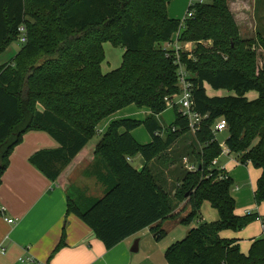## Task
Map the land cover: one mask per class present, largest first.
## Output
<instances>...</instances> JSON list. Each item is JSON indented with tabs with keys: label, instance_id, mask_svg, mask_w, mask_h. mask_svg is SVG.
I'll use <instances>...</instances> for the list:
<instances>
[{
	"label": "trees",
	"instance_id": "obj_1",
	"mask_svg": "<svg viewBox=\"0 0 264 264\" xmlns=\"http://www.w3.org/2000/svg\"><path fill=\"white\" fill-rule=\"evenodd\" d=\"M170 0H0V51L17 40V27L26 29V42L8 63H0V184L14 147L29 130L48 133L58 147L34 152L28 161L55 181L62 169L93 138L98 123L128 106L147 108L144 119L122 118L110 123L95 145L94 171L104 187L100 197L67 193V212L74 213L109 249L124 238L172 217L170 193L160 186L148 163L158 159L188 129L175 109V119L161 125L157 116L167 106L164 97L178 92L173 57L165 45L179 31L181 61L189 73L194 109L207 117L193 149L198 169L185 171L174 193L187 199L189 211L181 222L199 218L204 201L218 218L200 222L164 251L167 264H264V227L252 238L246 253L237 239L221 238L222 230H240L257 212L235 213L233 180L217 179L221 170L211 161L221 154L212 128L219 118L227 122L224 144L243 164L260 170L254 199L264 201V34L243 38L228 0H200L187 8L193 15L170 18ZM123 48L121 65L101 70L103 43ZM206 85L232 94L209 96ZM255 91L256 97L246 94ZM143 126L150 136L137 142L130 133ZM175 127V130H172ZM122 129V131H120ZM139 154L144 165L130 159ZM210 173L209 177H206ZM0 215L3 213L0 211ZM156 240L163 230L151 228ZM64 232L51 256L63 245ZM50 256V257H51ZM49 257V259H50Z\"/></svg>",
	"mask_w": 264,
	"mask_h": 264
},
{
	"label": "crops",
	"instance_id": "obj_2",
	"mask_svg": "<svg viewBox=\"0 0 264 264\" xmlns=\"http://www.w3.org/2000/svg\"><path fill=\"white\" fill-rule=\"evenodd\" d=\"M189 2L190 0H170L167 5V15L170 18L182 19ZM237 24L241 34L239 23ZM182 46L188 50L187 46L191 48L192 44ZM250 93L252 92H248L246 96ZM254 97L256 93L253 94L252 98ZM166 109L157 118L164 117L165 121L162 120L160 124L168 126L175 119L174 109L178 108L172 107L168 113H165ZM148 114L150 111L147 108L139 109L133 104L128 105L101 120L93 138L96 134L101 137L110 123L115 120L122 118L142 120ZM141 127L143 126L133 129L130 133L137 142L144 144L150 141L148 133L145 134L139 130L138 137L134 135V132ZM99 139H90L62 169L58 178L50 181L29 163L28 158L36 151L56 148L58 143L48 133L41 130H29L23 134L22 141L14 147L9 156L8 167L1 176L0 206L4 209V213L0 215V264H167L164 251L177 237L173 235L166 244H162L155 239L151 228H157L158 231L163 230L165 236L164 223L166 220L177 217L179 223H184L181 219L187 215L189 206L187 199L178 202L174 198L182 177H177L180 171L175 164L179 163L184 173L186 169L183 166V157L191 163H197L194 154L190 153L193 149H200L202 145L198 143L193 133L187 131L173 142L164 155L148 163L152 173L156 176V182L170 193L173 207L171 215L173 216L143 228L107 249L89 226L74 213L67 212L69 189H79L86 197H100L104 192L103 185L93 174V170L99 171L102 168V163L96 161L94 154L95 145ZM230 155L231 158L227 160V163H232L233 166L226 169V162L225 167L218 162V159L217 164L224 167L227 175L233 180V185L237 187L232 189L231 195L235 200V213L242 215L246 211H254L257 206L254 190L260 170L258 169L259 172L254 178H249L248 165L251 164L238 162L235 154ZM130 161H134L133 166L136 169H141L145 163L139 154L133 156ZM239 184L242 185L241 188ZM240 208L245 209L241 211ZM259 215L264 218V215ZM5 217L13 218L14 222L8 223ZM255 221L260 223L257 219ZM201 222H204L202 218ZM62 232H64L65 244L51 256ZM261 233L251 236L249 245L252 238L261 236ZM219 236L237 239L240 247V238L235 236L232 230H222ZM135 238L138 239L136 240L137 251H131ZM240 250L243 253L247 252L241 248ZM27 257H31L34 263L19 259Z\"/></svg>",
	"mask_w": 264,
	"mask_h": 264
},
{
	"label": "rangeland",
	"instance_id": "obj_3",
	"mask_svg": "<svg viewBox=\"0 0 264 264\" xmlns=\"http://www.w3.org/2000/svg\"><path fill=\"white\" fill-rule=\"evenodd\" d=\"M230 9L235 16L237 22L239 23L240 29H241V36L243 38H253L257 32H260L261 34H264V0H228ZM22 43L17 40H13L12 42L8 43L3 50L0 51V63H8L10 62L14 55L18 52V50L21 48ZM181 48L183 51L187 50L185 46L183 47L181 45ZM103 52H104V58L101 62V70L103 72L110 71L112 69H115L121 65L122 61V55H123V48L119 45H112L109 42L103 43ZM256 52L258 53V59L259 62L262 63L264 61V54L261 52L260 49L257 48ZM206 92L209 94V96H224L232 94L230 91H227L225 89H212L210 86L206 85ZM252 93L248 94V98H252L255 91H250ZM172 106H168L165 113H168L169 109H171ZM175 113V109H174ZM147 116V115H146ZM145 116V117H146ZM160 123L165 121V118L162 116L158 117ZM163 120V121H162ZM162 124V123H161ZM166 126V125H164ZM139 130L147 134V131L144 127H141V129H138L134 132V135L137 136ZM229 133L228 130L225 129L223 131H216L215 132V138L219 142V144L223 145L225 139L228 137ZM100 135L96 134V137L92 139H99ZM138 137V136H137ZM231 158V155H225L221 154L217 157L218 162L226 167V169L230 166H233L232 163H227V160ZM176 160V159H175ZM226 162V165H225ZM132 165H135L134 161L131 162ZM184 166V165H183ZM175 167L179 169L180 173H178L177 177L182 176L183 172L181 171V167L179 163L175 164ZM185 167V166H184ZM250 174L249 178H254L256 174H258L259 170L258 168H255L252 165H248ZM231 169V168H229ZM239 187L241 188L242 185L239 184ZM234 190V189H233ZM241 190V189H240ZM69 195L71 198L75 201V192L74 190L69 189L68 190ZM236 196V192H234ZM238 193V192H237ZM254 208V207H253ZM245 208H240L242 211ZM255 210L252 212H258L261 215H264V201H262L259 205H257ZM200 215H199V221L194 220L190 223H179L177 220V217L168 219L164 223V227L166 228V234L165 236L161 237L159 239L162 244H166L173 235H176L177 240L182 239L187 231L198 225L199 222H201V218L204 222H212L218 218V213L215 208H213L208 201H204L199 209ZM180 218V217H178ZM261 224L253 220L249 224H247L245 227H243L240 230H232L235 234V236L239 237V243L240 248L246 252L248 246H249V238L251 236L259 235L261 233ZM138 240L135 238L133 240V244ZM173 241V242H175ZM132 244V245H133Z\"/></svg>",
	"mask_w": 264,
	"mask_h": 264
},
{
	"label": "built area",
	"instance_id": "obj_4",
	"mask_svg": "<svg viewBox=\"0 0 264 264\" xmlns=\"http://www.w3.org/2000/svg\"><path fill=\"white\" fill-rule=\"evenodd\" d=\"M195 1H200V0H190L189 5H191ZM192 15H193V10L190 8H187L184 17L181 19V25L184 24V20L186 18H190V17H192ZM17 31H18V37H17L18 41L21 42L22 44H24L26 42L25 26L23 24H20L17 27ZM178 34H179V31H177L173 35L172 41L168 42L164 47V50H166L167 55H170V53H171V55L173 57V63L177 66L176 76H177L178 92H176L171 97H167V96L164 97V101H165V104L167 107L172 106V107L178 108V111L181 114V116H183L186 119V125H187L188 131H190L191 133H193L195 135L196 132L199 130L200 125L202 124V122L207 117V115L206 114H200L199 112H197L194 109L192 91H191L190 83L188 80L189 73L185 69L183 62L181 61V53H180L181 45L177 42ZM185 44H189V43H185ZM187 48H188V50L190 49V47H188V46H187ZM226 128H227L226 120L224 118H219L215 122V124L212 128V131H213V133H215L216 131H223ZM172 130H175V127H172ZM220 147H221V154H225V155L231 154V152H229V149L226 147L225 144H223V145L220 144ZM235 156H236L238 162H240L237 155H235ZM127 159L131 160L129 157H127ZM182 161H183V164L185 166L186 171L194 172L198 169V163H191L186 157H183ZM247 163H249V162H247ZM211 166H214V167L216 166V167H218V169L221 170V173L218 174L217 179H224L227 177V173L225 172L224 167L217 164V158L212 159ZM209 176H210V173L206 177H209ZM236 188L237 187L234 186V189H236ZM0 211L2 213H4V209L1 206H0ZM246 212H249V211H246ZM256 219L260 221L261 227L263 228L264 227V218L259 215ZM5 220L8 223L14 222V219L9 218V217H5ZM1 251H3V248H1ZM19 259L21 261L27 260V261L34 263V261L31 257L19 258Z\"/></svg>",
	"mask_w": 264,
	"mask_h": 264
},
{
	"label": "water",
	"instance_id": "obj_5",
	"mask_svg": "<svg viewBox=\"0 0 264 264\" xmlns=\"http://www.w3.org/2000/svg\"><path fill=\"white\" fill-rule=\"evenodd\" d=\"M131 251H137V241L134 243V246L131 247Z\"/></svg>",
	"mask_w": 264,
	"mask_h": 264
}]
</instances>
